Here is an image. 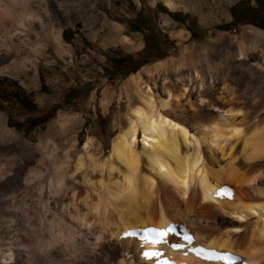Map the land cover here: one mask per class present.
Returning <instances> with one entry per match:
<instances>
[{"label": "bare ground", "instance_id": "1", "mask_svg": "<svg viewBox=\"0 0 264 264\" xmlns=\"http://www.w3.org/2000/svg\"><path fill=\"white\" fill-rule=\"evenodd\" d=\"M51 1L0 0L1 68L32 62L42 46L35 30L44 39L51 33L43 21ZM187 58L190 52L181 56L182 61ZM137 80L130 74V90L140 105L128 110L126 125L113 137L104 159L91 157L90 140L82 145L84 156L74 158L70 132L75 120L64 112L56 124L57 134L65 137L62 142L33 148L21 144L28 164L32 149L45 153L42 170H26L21 179L43 189L45 231L39 250L45 262L225 264L204 258L215 253L230 256L231 264H264V124L242 127L245 113L228 107L210 116L208 127L191 128L186 120L206 109L205 97L196 102L190 87L174 85L163 98L154 85L143 88ZM5 139L20 142L0 119V140ZM2 173L0 163V177ZM79 175L81 182L75 181ZM14 199L0 191V215L13 207ZM219 216L229 219L218 221ZM161 231L163 239L151 243Z\"/></svg>", "mask_w": 264, "mask_h": 264}, {"label": "rangeland", "instance_id": "2", "mask_svg": "<svg viewBox=\"0 0 264 264\" xmlns=\"http://www.w3.org/2000/svg\"><path fill=\"white\" fill-rule=\"evenodd\" d=\"M238 1L254 3L253 0H52L47 5L43 21L51 27V33L44 39L42 33L35 30L42 46L32 62L15 68L0 67V119L20 140L16 144L11 139L0 140L3 172L0 191L15 196L13 207L9 206L0 215L3 254L0 263L49 264L39 250L45 231L43 189L40 192L37 184L21 181L26 170H42L45 153L32 149L33 161L28 164L21 144L33 148L39 143L62 142L65 137L57 134L56 124L59 114L64 112L75 120L70 132L76 145L74 158L84 156L82 145L90 140L94 143L91 157L104 159L113 137L126 125L128 110L140 105L136 94L130 90V74L137 75L138 85L143 88L154 85L163 98H167L174 85L190 87L196 102L200 96L205 97L206 109L188 118L187 126L206 128L210 125V116L230 107L245 113L242 127L262 128L264 30L245 20L229 29L219 28L232 19L229 9ZM156 3L169 11L180 12L187 20L184 23L174 21L168 14L158 11ZM139 8L148 21L147 27L166 35L172 43L163 46L164 57L141 65L126 77L108 75L105 68L111 66L105 58L111 51L118 49L133 56L142 52V34L129 31L125 23V19L134 17ZM192 22L197 27L196 35L205 31L199 40H191L185 29ZM63 30L71 40L63 38ZM188 52L191 58L182 61V54ZM160 62L159 67L156 64ZM21 91L29 93L25 103V99L18 101ZM238 117L236 120L240 122ZM26 118L29 122L24 123ZM16 122L26 130L33 122L37 125L24 133L13 126ZM141 162L144 166L145 160ZM118 169L122 171L121 166ZM112 175L120 177L115 170ZM75 181L81 182V176ZM49 198L56 206L60 204L58 198ZM226 219L229 217H218V221Z\"/></svg>", "mask_w": 264, "mask_h": 264}, {"label": "trees", "instance_id": "3", "mask_svg": "<svg viewBox=\"0 0 264 264\" xmlns=\"http://www.w3.org/2000/svg\"><path fill=\"white\" fill-rule=\"evenodd\" d=\"M254 3L250 2H244L246 5V9L250 14H253L255 17L259 19H264V0H253ZM243 4V1H238L237 3L233 4L229 11L232 15V19L228 21L227 23L220 25L219 28L222 29H229L232 25L241 22V20L248 21L249 23L253 24L256 27H259L264 30V24L260 21H255L254 19H237L233 16V11L235 8L241 6ZM156 8L158 11L164 12L170 16L174 21L178 23H184L187 18L184 17L180 12L176 11H169L166 7H164L161 3H156ZM147 19H144L142 17V9L139 8L134 17H130L128 19H125V23L127 25V28L129 31H136L140 32L142 34V41H143V47L142 52L138 56H133L130 53L122 52L118 49H114L111 51L110 54H108L105 58V61L110 64V69L105 68V70L108 72V75L111 73L116 74L119 77H126L129 73L135 72L141 65L160 59L166 55V51L163 48L165 44H171L172 41H170L166 35L161 34L159 32H154L150 30L147 27ZM185 29L189 32V37L191 40H199L204 36L205 31H201L199 35H196V25L192 22L190 25H186ZM144 31V33H142ZM66 30L62 31V36L66 40H71V37H68L66 35ZM151 36H154V39H150ZM110 70V71H109ZM75 90V89H74ZM71 90L68 91L67 94H69ZM29 93L22 92L19 95V100L25 99V97H28ZM17 96L14 95V98ZM22 98V99H21ZM67 99H70L68 96ZM26 99L23 100V103H25ZM29 122V119H25L24 123ZM8 123H10V119L8 118ZM37 123L33 122L31 123L27 128V130H30L34 126H36ZM17 129L23 130L24 133L27 132L26 129L21 127L20 122H16L13 124Z\"/></svg>", "mask_w": 264, "mask_h": 264}, {"label": "snow or ice", "instance_id": "4", "mask_svg": "<svg viewBox=\"0 0 264 264\" xmlns=\"http://www.w3.org/2000/svg\"><path fill=\"white\" fill-rule=\"evenodd\" d=\"M149 231H152V230H149ZM166 231H170V228L167 229ZM126 235H127V233H126ZM164 235H165V231L157 232L155 235V238H153L151 240V243L155 244V243L160 242L163 239ZM184 239L187 241H191V237L187 236V235L184 236ZM178 246L179 245H174V247H178ZM197 251H202V250H197ZM145 255H156V253H145ZM204 258L205 259H211V258L222 259V260H224L225 264H231V258L227 254H223V255L218 256L215 253H208L205 255Z\"/></svg>", "mask_w": 264, "mask_h": 264}, {"label": "flooded vegetation", "instance_id": "5", "mask_svg": "<svg viewBox=\"0 0 264 264\" xmlns=\"http://www.w3.org/2000/svg\"><path fill=\"white\" fill-rule=\"evenodd\" d=\"M246 5L247 4L243 3L241 4V6L235 8V10L233 11V16L237 19H251V20L254 19L255 21H260L262 22V24H264V19H259L255 17L253 14H250L246 9Z\"/></svg>", "mask_w": 264, "mask_h": 264}]
</instances>
